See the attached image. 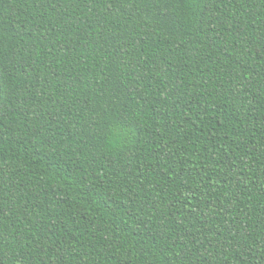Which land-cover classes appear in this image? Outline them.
I'll list each match as a JSON object with an SVG mask.
<instances>
[{
    "label": "trees",
    "instance_id": "obj_1",
    "mask_svg": "<svg viewBox=\"0 0 264 264\" xmlns=\"http://www.w3.org/2000/svg\"><path fill=\"white\" fill-rule=\"evenodd\" d=\"M0 264H264V0H0Z\"/></svg>",
    "mask_w": 264,
    "mask_h": 264
}]
</instances>
